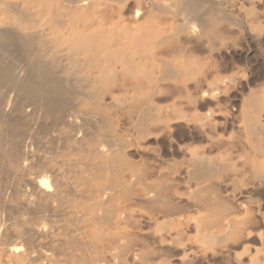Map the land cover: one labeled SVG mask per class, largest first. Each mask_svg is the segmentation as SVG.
<instances>
[{"label": "bare ground", "instance_id": "obj_1", "mask_svg": "<svg viewBox=\"0 0 264 264\" xmlns=\"http://www.w3.org/2000/svg\"><path fill=\"white\" fill-rule=\"evenodd\" d=\"M257 1L0 0V264H264V91L224 137L242 78L194 55Z\"/></svg>", "mask_w": 264, "mask_h": 264}, {"label": "rangeland", "instance_id": "obj_2", "mask_svg": "<svg viewBox=\"0 0 264 264\" xmlns=\"http://www.w3.org/2000/svg\"><path fill=\"white\" fill-rule=\"evenodd\" d=\"M246 8H247V5H245V4H244V7H241V9L244 12H246L245 11ZM252 8H253L252 23L250 22V18H247L244 21H242L243 24H240V22H238L237 24H235L234 27L232 25L231 27L234 30L231 29V27L229 28L228 26H225L227 29L229 28L228 29L229 31L226 30V32L221 37L216 39V41L213 40L209 43H207V42L204 43V41L201 42L199 44V47L197 46V48H196L197 50L194 52V55L196 56V58H198L202 63L216 64V65H219L221 67L223 66V68L226 67L227 70H229L230 68L233 70H237L239 72L238 76L242 78V81H243L242 85L243 86L242 85H237V86L235 85V86H230L228 88L229 94H227V95L233 96L231 98H230V96H228V101H226V104L228 105L227 110H228L229 114L225 115L226 113L225 114L219 113V115L215 116V118L218 121H222V120H224V118L228 119V120L226 119L227 125H225V127H223V126L218 127V132L220 134H222L224 137L232 136V135H229V133L233 134L234 136H237L240 133V130H239V128H237V124L235 121L238 118L237 117L238 113L236 111H237V106H238L237 104H239V100L242 97L247 96L250 90H253V91L263 90L264 91V0H259L257 2H254L252 4ZM248 23H249V25H248ZM251 25L253 28L251 27ZM251 29H252V31H251ZM222 38L224 40H222ZM239 87H241V88H239ZM247 89H249V90H247ZM245 93H246V95H245ZM237 95L239 97H237ZM231 103L234 105H231ZM234 114L237 116H235ZM230 116H231V118H230ZM234 123L236 125H234ZM230 127H232V129ZM228 128H230V130ZM234 128H235V130H234ZM165 141L166 140L163 141L164 144H166ZM239 183H240V185H244L245 183H247V180L241 181ZM246 186L247 187L243 188V191L241 190L242 192L238 195V199H240V201L243 202L245 205H249L250 207H252V210L255 213V214L254 213L253 214L256 216V218H258L257 223L255 225H253L251 228L252 234H254V235H252V237L248 241L249 243L247 242L246 244H248L251 249L260 248L259 237L260 236L264 237V227H262L264 224V220H262L260 217L261 215H259L261 212H264V207H263L264 206V200H263L264 199V190H263L264 186L263 185H257L259 187L256 188L255 186H252L251 183L247 184ZM251 190H253L254 192ZM259 191H260V193H258ZM243 192H244V195H243ZM252 193L253 194L255 193L256 195L255 194L253 195ZM258 196H260L262 198H259ZM258 198H259V200H258ZM260 203H261V205H260ZM258 223H259V225H258ZM255 229H257V230H255ZM254 238H255V240H254ZM256 239H258V240H256ZM252 241H254V242H252ZM197 244H199V242H197ZM222 244L223 243H221V242H214V243L207 244L206 248L205 247L203 248V249H205L204 250V252H205L204 257H203L202 252H199L197 249L194 248L192 253H191V255L193 257V263L194 264H210V263L211 264H214V263H218V264H220V263L221 264H224V263L225 264L226 263L227 264L228 263L229 264H239V263L235 262V257L241 258V260L243 262H246L247 258L252 253H254V252H252V253L243 252L240 244L235 245L237 248L234 245H232V246L230 245L229 249H228V247L223 248ZM230 248H231V250H230ZM212 252L214 253V255ZM229 252H231V253H229ZM218 256H219V258H218ZM222 256H223V258H220ZM214 257H215L216 261H218V262H215ZM229 257H230V259H229ZM196 258H198V260H196ZM202 261H205V263ZM219 261H220V263H219Z\"/></svg>", "mask_w": 264, "mask_h": 264}]
</instances>
